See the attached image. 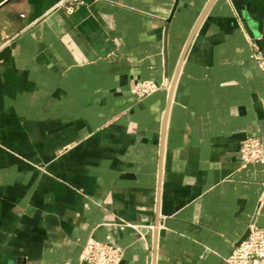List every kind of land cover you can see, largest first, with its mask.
I'll return each instance as SVG.
<instances>
[{"label":"crops","instance_id":"obj_1","mask_svg":"<svg viewBox=\"0 0 264 264\" xmlns=\"http://www.w3.org/2000/svg\"><path fill=\"white\" fill-rule=\"evenodd\" d=\"M208 2H0V264H83L91 237L123 264H228L264 228L239 152L264 142V0L198 25Z\"/></svg>","mask_w":264,"mask_h":264},{"label":"built area","instance_id":"obj_2","mask_svg":"<svg viewBox=\"0 0 264 264\" xmlns=\"http://www.w3.org/2000/svg\"><path fill=\"white\" fill-rule=\"evenodd\" d=\"M83 3V0H73ZM72 10V8H71ZM262 67L264 68V59ZM170 85L154 79H138L131 88V93L138 99L148 98L161 90H169ZM240 157L243 166L261 164L264 167V142L258 136H247L241 143ZM260 203L264 204V182ZM125 250L112 242H104L91 237L85 245L81 255L83 264H123ZM228 264H264V228L256 223L249 226L247 237L237 245L226 258Z\"/></svg>","mask_w":264,"mask_h":264},{"label":"water","instance_id":"obj_3","mask_svg":"<svg viewBox=\"0 0 264 264\" xmlns=\"http://www.w3.org/2000/svg\"><path fill=\"white\" fill-rule=\"evenodd\" d=\"M1 1H3V0H0V2H1ZM214 1H215V0H209V2L207 3L205 9L203 10V12H202V14H201V17H200V19H199V21H198V25H199L200 22L203 20L204 16L207 14L208 10L210 9V7H211L212 4L214 3ZM179 2H180V0H176L175 6H174V8H173V14H174L175 11L177 10V7H178V5H179ZM0 40H1V37H0ZM174 86H175V82H174V84H172L171 87H170V92H171V94H172V92H173V90H174ZM170 109H171V104L169 105V108H168V111H167V116L169 115ZM165 131H166V128H165ZM248 233H249V230H248L246 236H244V238L239 242V244H240V243H241V242L247 237ZM239 244H238V245H239Z\"/></svg>","mask_w":264,"mask_h":264}]
</instances>
